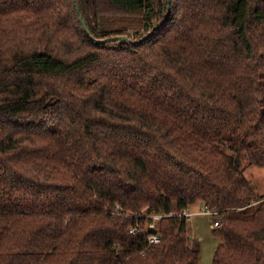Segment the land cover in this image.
<instances>
[{"label": "trees", "instance_id": "1", "mask_svg": "<svg viewBox=\"0 0 264 264\" xmlns=\"http://www.w3.org/2000/svg\"><path fill=\"white\" fill-rule=\"evenodd\" d=\"M249 165L264 0H0V264H200L196 206L213 264H264Z\"/></svg>", "mask_w": 264, "mask_h": 264}, {"label": "rangeland", "instance_id": "2", "mask_svg": "<svg viewBox=\"0 0 264 264\" xmlns=\"http://www.w3.org/2000/svg\"><path fill=\"white\" fill-rule=\"evenodd\" d=\"M245 164H247L246 161H244ZM245 173L255 185L257 192L264 194V168L249 165ZM192 211L190 216L192 245L199 251L200 264H213L215 251L220 243L213 222L220 216L203 211L199 206L194 207Z\"/></svg>", "mask_w": 264, "mask_h": 264}, {"label": "built area", "instance_id": "3", "mask_svg": "<svg viewBox=\"0 0 264 264\" xmlns=\"http://www.w3.org/2000/svg\"><path fill=\"white\" fill-rule=\"evenodd\" d=\"M117 209L118 210H122V207L120 205H117ZM193 212H190L188 210H184L182 212L183 215H186V216H191ZM161 217L160 214H155V215H152L151 217H149L148 221H147V224L144 226H142L140 224V222L137 221L136 224L132 225L130 227V232L132 233H138V232H141V233H145L149 243H152V244H155V243H158L160 242V235L158 234V231L156 233H153V232H150V229L151 228H155L156 229V221ZM214 226H217L218 225V221H215L213 223Z\"/></svg>", "mask_w": 264, "mask_h": 264}, {"label": "water", "instance_id": "4", "mask_svg": "<svg viewBox=\"0 0 264 264\" xmlns=\"http://www.w3.org/2000/svg\"><path fill=\"white\" fill-rule=\"evenodd\" d=\"M168 4L170 5V0H168ZM169 13H170V7H169V12L167 13L166 18L168 17ZM85 29L87 30V28H85ZM121 39H124L125 40V39H127V37L126 36H122ZM103 41L104 40H97V42H103ZM150 232L156 233L157 232V229L151 228L150 229Z\"/></svg>", "mask_w": 264, "mask_h": 264}]
</instances>
